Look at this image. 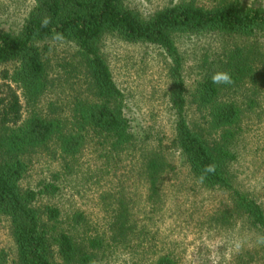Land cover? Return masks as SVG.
<instances>
[{"label":"trees","instance_id":"16d2710c","mask_svg":"<svg viewBox=\"0 0 264 264\" xmlns=\"http://www.w3.org/2000/svg\"><path fill=\"white\" fill-rule=\"evenodd\" d=\"M126 1L32 0L18 29L4 30L0 23V66L11 65L9 73L3 71L1 78L20 90L26 112L21 119L18 96L10 86L0 84V218L8 223L15 264H94L104 248L101 236L76 231L82 222L79 215H72L70 224L62 226L57 209L36 206L39 195L54 192L53 185L42 184L34 191L20 188L19 182L27 170L26 157L50 143L64 158H73L87 144L102 146L112 155L137 145L124 112L123 94L100 52L105 36L127 44L154 46L168 58L167 97L174 116L169 147L178 152L195 182L205 189L227 193L233 211L257 234H264L261 206L232 186L229 171L242 117L241 107L232 96L246 85L255 95L256 86L264 85L263 61L255 49L256 40L264 35V8L243 0H213L208 7L181 1L144 15ZM45 18L50 23L42 27ZM56 33L64 39L54 40ZM212 35L223 40L245 39L251 44L237 42L230 50L222 49L212 66L194 82L189 102L196 107L200 124H189L176 38ZM54 45L73 49L76 64L70 67L67 62L72 72L69 78L73 80L74 74L80 79L75 82L84 84L80 93L85 98L73 97L65 117L53 103L44 111L39 107V99L50 85L45 54ZM221 71L231 74L232 84L211 82L212 75ZM247 102L253 104L254 97ZM161 155L159 149H153L144 157L145 179L153 191L166 167ZM210 164H215L216 170L201 183L198 178ZM113 217L117 223L114 233L119 234L125 215L119 212ZM259 250V264H264V246ZM6 262L7 255L0 250V264ZM153 264L174 262L163 255Z\"/></svg>","mask_w":264,"mask_h":264},{"label":"rangeland","instance_id":"374dc122","mask_svg":"<svg viewBox=\"0 0 264 264\" xmlns=\"http://www.w3.org/2000/svg\"><path fill=\"white\" fill-rule=\"evenodd\" d=\"M181 1H193L204 7L213 3V0ZM243 1L264 8V0ZM126 3L148 15L177 0H127ZM32 4V0H0L1 27L8 31L18 29ZM258 39L254 46L264 65V35ZM237 42L251 44L245 39L223 40L213 35L176 38L182 56L189 124H200L197 109L189 102L194 82L212 66L222 49L230 50ZM100 52L113 82L123 94L124 112L137 145L112 155L106 154L102 146L87 144L73 158H64L50 143L26 157L28 166L19 182L20 188L36 191L42 184L54 186L52 194L37 197L36 206L57 209L62 226L70 224L72 215H79L82 222L75 227L76 231L101 236L104 248L94 264H153L163 255L174 264H213L208 241L221 236L230 239L234 234L247 238L248 244L233 257L231 264H259L257 233L233 211L227 193L200 186L178 152L169 147L174 116L167 97L168 58L154 46L127 44L112 36L102 38ZM45 58L50 85L40 97L39 107L44 111L53 103L60 116L65 117L73 97L85 98L80 93L84 90L83 81L75 82L80 79L74 74L73 80L69 78L70 67L76 64L73 49L54 45ZM10 70V64L0 66V84L10 86L18 96L23 119L26 112L20 90L1 78L3 71ZM249 89L250 85H246L232 96L241 107L242 117L233 144L235 160L229 171L233 176L232 186L253 198L264 212V85L256 86L255 95ZM252 97L253 104L248 103L247 99ZM153 149L161 151L166 164L154 191L144 175V157ZM119 212L125 215V224L116 217L124 229L115 234L117 223L113 216ZM228 247L226 243L225 249ZM0 250L7 255L6 264H15V249L3 218H0Z\"/></svg>","mask_w":264,"mask_h":264},{"label":"clouds","instance_id":"9594fccd","mask_svg":"<svg viewBox=\"0 0 264 264\" xmlns=\"http://www.w3.org/2000/svg\"><path fill=\"white\" fill-rule=\"evenodd\" d=\"M177 3H179V0H177ZM49 23L50 19L45 18L42 21V27H46ZM53 39L56 41H62L64 37L62 34L56 33ZM211 82L216 85H230L233 83V79L229 72L221 71L212 75ZM215 170V164L207 165L204 169V172L198 178L199 181L203 183L207 174L214 173ZM208 243L211 248L213 264H231L233 257L243 251L245 246L248 244V240L245 237L234 234L230 239L228 237L221 236L216 237L214 240L208 241ZM226 243L229 245L227 249H225ZM255 244L257 246H264V234L256 235ZM221 247L223 248V251L220 250Z\"/></svg>","mask_w":264,"mask_h":264}]
</instances>
